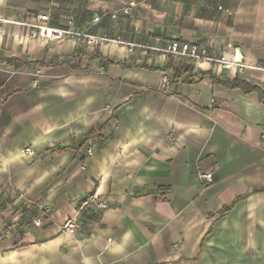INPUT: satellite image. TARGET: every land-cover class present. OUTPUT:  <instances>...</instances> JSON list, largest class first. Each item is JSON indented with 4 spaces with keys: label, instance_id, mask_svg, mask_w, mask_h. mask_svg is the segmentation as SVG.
<instances>
[{
    "label": "crops",
    "instance_id": "crops-1",
    "mask_svg": "<svg viewBox=\"0 0 264 264\" xmlns=\"http://www.w3.org/2000/svg\"><path fill=\"white\" fill-rule=\"evenodd\" d=\"M48 11L56 28L74 19L125 45L30 40L0 22V210L14 204L25 222L9 238L0 225V264H264V103L219 83L264 90V0H0V20ZM172 40L239 47L258 69L144 52ZM87 196L108 209L63 232ZM33 201L52 208L42 227Z\"/></svg>",
    "mask_w": 264,
    "mask_h": 264
},
{
    "label": "built area",
    "instance_id": "built-area-1",
    "mask_svg": "<svg viewBox=\"0 0 264 264\" xmlns=\"http://www.w3.org/2000/svg\"><path fill=\"white\" fill-rule=\"evenodd\" d=\"M134 4H130L128 7L124 8L120 13L112 15V19H116L122 15L129 16ZM222 9V8H220ZM110 15V14H107ZM95 18L94 22L99 23L102 18ZM52 13L50 11L45 14H40L36 17L34 23H18V22H10L5 20H0L2 23H14L20 26H23L27 29V38L30 40H44V41H56L61 42L65 39H84L88 45H97L101 43H115L119 45H125V43L121 42V40H110L105 37L95 36L90 33V28H83L82 30H76L74 19H69L66 21V28H56L52 26ZM135 47H139L137 45L131 44L129 45L130 51H133ZM145 54L149 52H154L155 54L168 56L180 61H190L198 66H203L204 64L218 66L225 70H237L240 73H243L247 69H258L257 66H253L245 63L244 57L241 54L239 47H234L230 45L227 50H223L221 52L216 51L213 47L212 41H202V42H185L181 40H172L167 42L164 46L159 48L152 47H143ZM172 79L171 77L165 73L160 79L159 91L164 94H169L172 87ZM5 100V97H0V108ZM89 149L87 151V155L93 156V141L92 138H88ZM22 154L28 157H35L36 152L31 147L25 148L22 150ZM200 179L202 185L206 187H210L215 182V172L212 171L206 174H200ZM1 206L5 209L0 210V225L3 224V236L4 237H12L20 234L22 227L24 225L23 214H19L16 211L14 204H5V202H1ZM94 206L96 209L100 211L108 209L109 205L100 201L96 196H87L82 199L80 203L77 205V217L75 219H68L61 227L63 232H67L71 235H75L77 230L79 229L78 217L84 213L86 210L90 209V207ZM28 209H33L38 211L39 213H43L44 216L36 217L32 220V224L35 227H42L46 220H50L52 215V208L48 205L43 204L41 201H33L30 203Z\"/></svg>",
    "mask_w": 264,
    "mask_h": 264
},
{
    "label": "trees",
    "instance_id": "trees-1",
    "mask_svg": "<svg viewBox=\"0 0 264 264\" xmlns=\"http://www.w3.org/2000/svg\"><path fill=\"white\" fill-rule=\"evenodd\" d=\"M186 67H188V71H189L190 66H186ZM219 83L226 85L227 87L231 89H240L245 94L256 92L259 95L260 101L264 103V90L257 85L251 84L240 78H235L233 81H226V82H219Z\"/></svg>",
    "mask_w": 264,
    "mask_h": 264
}]
</instances>
